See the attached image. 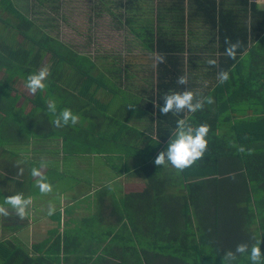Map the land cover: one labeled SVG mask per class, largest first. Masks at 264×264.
Instances as JSON below:
<instances>
[{
	"label": "trees",
	"instance_id": "obj_1",
	"mask_svg": "<svg viewBox=\"0 0 264 264\" xmlns=\"http://www.w3.org/2000/svg\"><path fill=\"white\" fill-rule=\"evenodd\" d=\"M203 2L208 4L203 15L216 29L217 49L221 53L216 71L227 70L230 78L223 84L217 79L212 89L205 92L203 96H212L213 103H206L203 110L163 115L160 107L165 93L187 90L195 84L189 77L192 74L185 56L187 43L174 35L176 28H145L144 43L152 51L153 67L146 72V82L137 84L136 76L129 73L130 64L98 74L89 59V65L74 62L78 53L72 47L47 32L37 30L33 34L34 20L11 0H0V10L17 22L14 26L1 16L0 20L22 37L17 44L0 39V68L7 73L0 79V131L6 128L18 130L23 137H42L40 133L46 131L43 128L48 123L51 140L61 143L65 154L117 155L123 160V170L129 175H142L144 182L137 191L117 190L109 183L97 188L96 208L90 216L82 218L75 228L54 229L46 239L32 245L30 254L1 241V263L222 264L224 251L236 246L225 242L219 224L224 206H229L236 215L256 218L260 230L256 239L262 240L264 264V107L256 121L248 124L238 120V104L244 90L253 84L261 86L260 82H253L252 71L251 75H243L238 58L252 36L264 32V10L252 0H233L246 15L249 13L247 27L238 23L237 10L224 9L216 0ZM253 17L259 22L255 30ZM226 38L240 42L234 60L225 54ZM157 55L164 56L163 63L157 62ZM45 64L50 71L46 88L38 90L32 100L34 111L23 112L15 105L19 94L10 81L15 76L25 81ZM102 64L110 63L106 60ZM261 70L264 85V54ZM185 74L188 84L179 85L178 76ZM98 89L107 93L109 100L96 98ZM49 100L56 102V114L70 108L78 115V123L55 126L52 121L56 114L49 112ZM136 109L144 120L143 127L128 123ZM185 117L193 125H210L203 158L181 172L170 164L155 165V157L166 147L176 121ZM254 129L258 136L252 138ZM58 130L64 134L62 138H57ZM64 176L57 172L51 183ZM249 255L250 252L238 254L234 264H252Z\"/></svg>",
	"mask_w": 264,
	"mask_h": 264
},
{
	"label": "crops",
	"instance_id": "obj_2",
	"mask_svg": "<svg viewBox=\"0 0 264 264\" xmlns=\"http://www.w3.org/2000/svg\"><path fill=\"white\" fill-rule=\"evenodd\" d=\"M16 6L15 2L11 0ZM70 1V2H68ZM206 0H67V3L74 2H84L85 6L89 9L88 4L95 3L101 4L102 7L97 11L102 10H112V8H119L120 11L118 13L119 16L123 17L121 14L125 12H129V15H125L123 17L124 22H126L127 26H136L143 29L141 34H137L136 36L144 42L147 33L145 28H155L160 26L165 27H173L175 29V36L182 38L185 37L184 42L190 43V53H189V64L191 74L195 77L197 74L204 75L209 77L208 81L204 83V90H201V86L203 85L201 81L198 79L194 80L195 84H192L190 90L194 93L203 96L205 92L212 89L215 81L217 80V71L216 67H212L207 63L209 59H219V55L221 53L218 52V40L216 35V29L213 28L211 22H209V18L204 14V8L208 4L204 3ZM221 3V6L225 8H232L237 10L238 18L237 21L241 26L250 25L249 13L247 15L242 11V8L234 5L233 0H216ZM66 3V1H63ZM203 2V3H201ZM18 8V6H16ZM91 11V10H90ZM0 12H3L0 10ZM107 13V12H106ZM91 15H88V20ZM100 15L94 14V20L98 19ZM206 16V17H205ZM4 17H2L3 19ZM6 18V17H5ZM7 20L10 24L16 25V19H12L11 21ZM208 20H207V19ZM253 26L258 28L259 22L254 17ZM4 21L0 20V39L1 41L7 40L8 42H13V44H17L21 42L22 37L19 33L16 32L15 29L9 27ZM49 25V24H45ZM51 25V24H50ZM155 26V27H153ZM184 27L182 34L181 28ZM183 35V36H182ZM188 37V39H187ZM106 53V52H105ZM107 54V53H106ZM105 54V55H106ZM112 54V53H111ZM262 54H264V32H261L259 35H253L252 40L249 41L248 47L239 55L238 62L240 64L239 70L243 73V75L250 74L251 71L253 73L254 81L260 82L261 86L252 85V88L245 89L243 92L242 99L239 100L238 104V120H244L248 124L250 122L256 121L261 115L259 111L264 107V102H262V91H264V85L261 82V74H262ZM104 55V57H105ZM47 57V56H46ZM134 65V64H133ZM200 70H203L201 72ZM68 71V70H67ZM203 73V74H202ZM258 74H260L258 76ZM7 76V73L4 69L0 68V79ZM18 79L21 81V90L15 86V80ZM10 83L15 89V93L19 94V98L17 99L15 105L17 107L22 108L23 112L32 113L34 111L32 100L37 96L36 94H30L27 90L22 88L24 86L25 81L20 77L15 76L11 79ZM66 84V83H65ZM61 87L65 85L60 84ZM67 85V84H66ZM66 87V86H65ZM49 90V89H48ZM14 91L12 94H15ZM44 99L46 100V96H48V92H43ZM49 96H51L49 94ZM96 98H99L102 101L109 100V96L103 90L98 89L95 92ZM48 103V101H47ZM5 119V117H3ZM128 123L134 127H143L144 120L141 117L138 109L130 116L128 119ZM48 123L44 125L43 129H46L45 132H41L42 137L31 136L30 134H26V137H23V134L17 131H7L6 128L0 131V204L3 203L5 196L8 193L17 192V190L12 191L13 187L18 188L19 185L23 183L21 180L23 175L28 174L29 180L34 181V178L30 175V170L33 167H39L41 160H46L48 162L47 168L44 170V174L47 177V180L51 183L53 175L51 174L48 177L49 172L59 170V173H65L66 171L63 169L62 164L71 157H84V156H94L100 157L107 164H111L112 168L117 172H122L123 175L129 178H137L142 177V175H129L123 170V160L117 155H104V154H78V155H69L65 154L61 143L53 142L51 138V134L48 133ZM249 127V126H248ZM42 129V130H43ZM253 130L252 138L257 137V130ZM57 138H62L64 134H60ZM37 134V133H36ZM45 134V135H44ZM67 135V133H66ZM5 140V141H4ZM42 142H46L45 144L52 149L38 150L39 147L42 146ZM55 150V153H54ZM27 153H29L27 155ZM58 154L55 157H61L60 165L58 162L54 161L52 158L54 155ZM117 161V165L112 167L113 161ZM120 163V164H119ZM119 164V166H118ZM59 165V166H58ZM108 167V166H107ZM18 168H23V174L17 175ZM66 175V174H64ZM76 177V176H75ZM83 180V179H82ZM81 182V181H80ZM77 183L71 189L61 188L59 192L54 195L45 196L41 199H33L32 205L29 207L26 217L23 220H20L19 217L15 216V213L9 207V211L12 212V215L9 217H2L0 219V242L8 241L9 245L13 246L16 249L21 250L24 253L30 254L32 253V245L46 239L49 233H52L54 229L57 227L58 230L62 231L65 229L75 228L79 225V223H73L71 225L72 217L64 218L66 215L65 208L72 205L74 202H84L86 199L84 197L87 196H78L73 197L74 191L76 189L83 188L85 181L81 183ZM105 185V184H103ZM102 185V186H103ZM144 186V182L141 190ZM101 187V186H100ZM99 188V187H98ZM94 189V193H95ZM137 191V190H135ZM18 192L25 193L26 190L21 191L18 189ZM96 197V196H95ZM94 197V199H95ZM65 203L62 205L60 199H65ZM96 201V199H95ZM52 204L55 206L56 211L53 215H47L48 207ZM7 207V206H6ZM61 211V212H60ZM95 211V210H94ZM93 211V212H94ZM69 212V211H68ZM92 212V213H93ZM79 213V210L76 211ZM91 213V214H92ZM90 214V215H91ZM78 214H76L77 217ZM86 217V216H84ZM83 218V217H81ZM79 218V219H81ZM66 220V221H64ZM80 221V220H79ZM76 225V226H75ZM257 230L253 232L255 234H259L260 230L258 229V224L253 228ZM57 230V229H56ZM0 264H2L0 262Z\"/></svg>",
	"mask_w": 264,
	"mask_h": 264
},
{
	"label": "rangeland",
	"instance_id": "obj_3",
	"mask_svg": "<svg viewBox=\"0 0 264 264\" xmlns=\"http://www.w3.org/2000/svg\"><path fill=\"white\" fill-rule=\"evenodd\" d=\"M13 1L23 13L30 16L34 20L33 23L36 26H34L33 34L35 32L37 33V30H40L41 33L47 32L59 38V40L72 47L78 53V55L74 58V62H77L81 66L89 65V63L86 62L87 59H89L91 62H93V64L95 63V73L98 74H108L107 71L111 70L112 67L117 71L118 65L122 68L123 64H130V68H132V70L129 73L131 77L136 76L134 82L137 84L146 82L144 79L147 76L146 72L148 69H152L153 67L151 60L152 53H150L151 50L147 48L145 43L136 36L137 34H141L143 29L136 26H127L126 22H124L123 17L125 15H129V12H125L124 14L122 13L121 15L123 17H121L118 15L120 11L119 8L114 9L113 7L112 10L97 11L102 7V5L95 4L93 2L91 3V6L90 3L88 4V9L84 5V2H81V4H79V2L68 4L67 0ZM63 1H66V3ZM94 14L96 16L101 14V16L94 20ZM88 15H91L89 20L87 19ZM0 16L4 18L6 17L5 19L11 21V15L6 11L0 12ZM12 19L15 18L13 17ZM45 24H49V26ZM181 31L182 34L185 33H183V31H185L184 27L181 28ZM181 39L184 41L185 37H182ZM186 45L187 47L191 46L189 41ZM144 46L146 47L144 48ZM186 53L185 56L189 62L190 48L186 49ZM105 54L107 56L104 57ZM84 56L86 58H84ZM106 60L109 61V65L102 64V62ZM200 71L203 72V70ZM197 75L198 76L196 77L194 75L189 77H191V81L193 79H198L201 81L203 84L201 86V90H204L205 86L203 82L208 81L209 77L204 75L199 76V74ZM14 82L15 86L20 89L21 81L16 79ZM22 88H24V86H22ZM133 93L136 92L133 91ZM42 143H44L42 144L44 147H39L38 150H44L45 147L47 150L52 149L49 147V144L47 147L45 144L46 142ZM28 154L29 153H27V155ZM55 156H58V154L54 155L52 159L58 162L60 165L59 161L61 157ZM113 162L114 163L112 164V167H115L117 165V161L114 160ZM62 167L66 171L65 173L62 171V174H66V176H64L62 180L59 179L57 182L51 183L53 186V191L49 194L40 193L39 189L35 186L34 181L32 182L29 180L28 174L23 175L21 178V180H23L21 183L24 185L22 189L13 187L12 191L17 190L18 192V189H25V193L21 192L25 197L41 199L45 196L56 194L61 190V188L68 186L72 189L74 185L80 181H85V183L83 182V188L76 189L74 191L75 195L73 197L85 195L87 196L84 197L86 201L74 202L72 205L65 208L66 215L64 218H67L68 215V217H72L70 224L73 225V223H80L82 219L81 217H88L95 210L96 202L94 199V189H97L103 184L109 183L117 190L128 192L139 190L143 184L142 177L129 178L123 175L122 172H117L113 168L111 170V164H107L100 157H71L62 164ZM57 172H59V170H57ZM57 172H49L48 177L51 174L57 175ZM14 193L15 192H12L11 194ZM11 194L8 193V195ZM66 200L67 198L60 199L61 204L63 205ZM223 209L224 211L223 214L221 212L222 216L220 215L221 222L219 224L221 225L220 228L222 230V235L223 237L225 236V242L237 244L239 242L246 241L249 243V245H251L253 242V240L249 242L251 237L253 235L255 238L258 236L257 234L253 233L257 231L253 229L255 226H257L256 218H252L251 216L248 217L245 214L236 215L230 211L229 206H224ZM77 210H79V213H76ZM76 214H78L77 217H74ZM56 229L58 228L56 227L55 230Z\"/></svg>",
	"mask_w": 264,
	"mask_h": 264
},
{
	"label": "clouds",
	"instance_id": "obj_4",
	"mask_svg": "<svg viewBox=\"0 0 264 264\" xmlns=\"http://www.w3.org/2000/svg\"><path fill=\"white\" fill-rule=\"evenodd\" d=\"M225 54L235 59L237 55V49L240 47V42H232L229 39H225ZM156 60L158 63H163L165 58L163 55H157ZM209 65H217L216 59H209L207 61ZM50 75V71L45 64L38 71L30 73L26 80L24 87L30 94H36L38 90H44L46 88L45 81ZM229 71L221 69L217 74L219 83L223 84L229 80ZM179 85L188 84L187 75H179L177 79ZM163 105L160 107V113L167 115L169 112L178 114L187 110L189 113H195L198 110H203L205 104H212V96H200L194 93L192 90L181 91H169L163 96ZM49 112L56 114V102L54 100L48 101ZM131 107V106H130ZM78 115L73 114L70 108H64L59 114L55 115L52 123L57 127L75 125L78 123ZM210 130V125L207 123H200L199 125H193L188 122L187 117L180 118L176 121V127L172 132V135L167 141L166 147L159 151L155 157L154 163L158 166H166L170 164L178 172L183 171L185 168L192 166L197 160L203 158L205 151L207 150L208 141L206 136ZM159 142V141H157ZM48 162L41 160L39 167H33L30 170V175L35 180V186L42 194H49L53 191L52 184L47 180L44 174V170L47 168ZM23 174V168H18L17 175ZM33 200L31 197H25L21 192H15L11 195H6L2 204H0V216L9 217L12 212L9 211V207L15 213L16 217L23 220L28 212L29 207L32 205ZM9 206V207H6ZM56 211L55 206L50 204L48 207L47 215L51 216ZM253 243L251 246L248 242L242 241L236 244L234 249H228L224 251L221 259L222 264H234L238 254H244L250 252L249 259L252 264H262L261 256V242L262 240L252 238Z\"/></svg>",
	"mask_w": 264,
	"mask_h": 264
},
{
	"label": "built area",
	"instance_id": "obj_5",
	"mask_svg": "<svg viewBox=\"0 0 264 264\" xmlns=\"http://www.w3.org/2000/svg\"><path fill=\"white\" fill-rule=\"evenodd\" d=\"M254 3H256L257 4V6L260 8V9H262V10H264V0H252Z\"/></svg>",
	"mask_w": 264,
	"mask_h": 264
}]
</instances>
